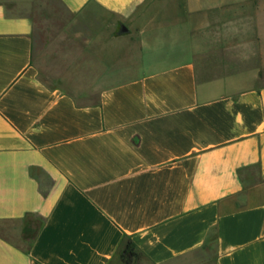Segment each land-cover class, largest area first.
I'll list each match as a JSON object with an SVG mask.
<instances>
[{
    "label": "crops",
    "instance_id": "obj_1",
    "mask_svg": "<svg viewBox=\"0 0 264 264\" xmlns=\"http://www.w3.org/2000/svg\"><path fill=\"white\" fill-rule=\"evenodd\" d=\"M58 1L0 0V264H264V0Z\"/></svg>",
    "mask_w": 264,
    "mask_h": 264
},
{
    "label": "rangeland",
    "instance_id": "obj_2",
    "mask_svg": "<svg viewBox=\"0 0 264 264\" xmlns=\"http://www.w3.org/2000/svg\"><path fill=\"white\" fill-rule=\"evenodd\" d=\"M37 7L39 10L44 12V14H46V15H47V13H49L50 15L52 14V12L56 13L58 15L57 17L62 21V23H65L66 21H71L73 18V15H71L69 12H67L62 7V5L60 4V2L58 0H38V6ZM51 19H53V18H51ZM73 28H75V26H73ZM80 40H79V38H75V42H74V44H72V47L75 49V52L73 53L75 56L78 53V49L82 45ZM41 44L42 43L40 41L36 42V45H35V51L36 52L39 51ZM127 60H128V58H127ZM34 223L36 226H38L40 224V220H36ZM27 243L28 242L25 241L22 243V245L26 246ZM110 264H150V263L142 256L141 253L138 254L137 258L132 256L129 259L124 261L119 257V252H118L116 254V256L112 259V262Z\"/></svg>",
    "mask_w": 264,
    "mask_h": 264
},
{
    "label": "trees",
    "instance_id": "obj_3",
    "mask_svg": "<svg viewBox=\"0 0 264 264\" xmlns=\"http://www.w3.org/2000/svg\"><path fill=\"white\" fill-rule=\"evenodd\" d=\"M140 252L137 251L135 244L130 239H124V242L122 244V247L119 250V257L122 260H127L130 257H138V254Z\"/></svg>",
    "mask_w": 264,
    "mask_h": 264
},
{
    "label": "water",
    "instance_id": "obj_4",
    "mask_svg": "<svg viewBox=\"0 0 264 264\" xmlns=\"http://www.w3.org/2000/svg\"><path fill=\"white\" fill-rule=\"evenodd\" d=\"M124 30H126V29L124 28Z\"/></svg>",
    "mask_w": 264,
    "mask_h": 264
}]
</instances>
